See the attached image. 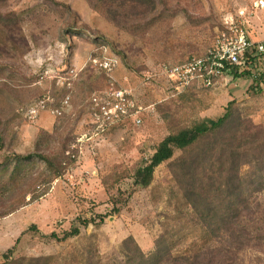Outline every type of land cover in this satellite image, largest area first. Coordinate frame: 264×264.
<instances>
[{
  "label": "rangeland",
  "instance_id": "obj_1",
  "mask_svg": "<svg viewBox=\"0 0 264 264\" xmlns=\"http://www.w3.org/2000/svg\"><path fill=\"white\" fill-rule=\"evenodd\" d=\"M95 1L0 0V264L46 255L78 264L88 250L92 264H108L121 260L128 236L150 252L172 207L165 191L175 186L166 162L146 188L133 175L159 141L178 126L217 119L230 103L246 133L264 128V54L254 51L252 62L239 64L249 77L225 71L207 89L175 87L162 68L202 54L225 21L241 17L249 36L264 43V0H154L166 21L144 38L118 28ZM103 54L117 61L107 74L90 61ZM107 87L131 91L141 123L119 120L86 139L90 99ZM40 99L59 113L44 109L28 118L26 108ZM33 153L52 163L33 156L12 174L13 159ZM255 198L264 203V194ZM73 228L77 235L60 240ZM262 236L235 264H264V228Z\"/></svg>",
  "mask_w": 264,
  "mask_h": 264
},
{
  "label": "trees",
  "instance_id": "obj_2",
  "mask_svg": "<svg viewBox=\"0 0 264 264\" xmlns=\"http://www.w3.org/2000/svg\"><path fill=\"white\" fill-rule=\"evenodd\" d=\"M93 6L118 28L141 38L166 21L159 20L165 11H158L154 0H96ZM244 56L247 62L255 58L248 51ZM225 71L240 78L250 76L249 70L240 71L239 64ZM233 105L200 126L171 129L135 170V184L146 188L155 168L167 163L168 179L175 186L165 191L171 211L162 216L153 250L144 253L128 236L119 246L121 260L108 264H235L240 251L262 239L264 203L256 202L255 196L264 194V128L246 133L247 124ZM175 150L180 152L176 157ZM33 156L52 163L42 154L17 156L12 174ZM78 233L73 228L60 240ZM88 253L80 254L78 264H92ZM6 262L62 264L52 255L18 256Z\"/></svg>",
  "mask_w": 264,
  "mask_h": 264
},
{
  "label": "built area",
  "instance_id": "obj_3",
  "mask_svg": "<svg viewBox=\"0 0 264 264\" xmlns=\"http://www.w3.org/2000/svg\"><path fill=\"white\" fill-rule=\"evenodd\" d=\"M261 3L260 6H262ZM224 26L225 31L218 35L214 44L202 54L162 67L163 73L175 87H183V85L192 83L202 87H210L216 79L223 76L227 66L245 62V52L254 54L253 52L257 51L264 54V43L251 39L247 24L242 17L235 21H225ZM90 61L96 70L106 74L110 73L117 64L116 58L109 54H103L99 57L92 56ZM107 88L100 94L93 95L90 99L91 120L89 123L92 127L91 134L86 139L104 132L110 124L119 120L131 119L135 125L141 123L142 108L133 103L131 91L123 87ZM68 100L69 95L66 94L60 106L66 105ZM44 109H49L52 113H59V107L49 106L45 99H40L29 105L25 113L28 118L33 119ZM83 135L85 136V134ZM77 139L80 141L82 138Z\"/></svg>",
  "mask_w": 264,
  "mask_h": 264
},
{
  "label": "crops",
  "instance_id": "obj_4",
  "mask_svg": "<svg viewBox=\"0 0 264 264\" xmlns=\"http://www.w3.org/2000/svg\"><path fill=\"white\" fill-rule=\"evenodd\" d=\"M252 39V38H251ZM253 40V39H252ZM253 41H256V40H253ZM224 75V74H223ZM218 80V79H217ZM220 81V79L216 82V84ZM214 85V84H213Z\"/></svg>",
  "mask_w": 264,
  "mask_h": 264
}]
</instances>
